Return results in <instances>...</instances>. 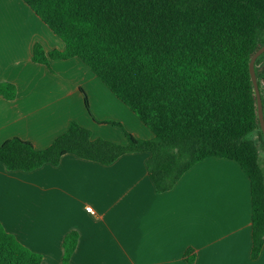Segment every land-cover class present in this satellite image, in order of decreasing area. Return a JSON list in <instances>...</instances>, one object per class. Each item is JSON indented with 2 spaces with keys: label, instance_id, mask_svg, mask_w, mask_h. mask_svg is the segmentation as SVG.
I'll use <instances>...</instances> for the list:
<instances>
[{
  "label": "crops",
  "instance_id": "0c3cea01",
  "mask_svg": "<svg viewBox=\"0 0 264 264\" xmlns=\"http://www.w3.org/2000/svg\"><path fill=\"white\" fill-rule=\"evenodd\" d=\"M37 45L65 51L23 0H0V84L16 87L14 100L0 95V145L21 138L46 149L72 121L93 140L128 145L125 131L154 137L80 59L35 63ZM149 158L127 154L103 165L66 155L31 172L0 164V223L45 264H62L73 232L70 264H264V246L252 258L251 186L238 163L205 159L158 193Z\"/></svg>",
  "mask_w": 264,
  "mask_h": 264
},
{
  "label": "trees",
  "instance_id": "16d2710c",
  "mask_svg": "<svg viewBox=\"0 0 264 264\" xmlns=\"http://www.w3.org/2000/svg\"><path fill=\"white\" fill-rule=\"evenodd\" d=\"M23 1L65 43L64 52L35 46L33 61L80 59L154 137L141 140L125 131L128 145L93 140L88 128L72 121L46 149L21 138L6 141L0 164L31 172L66 155L110 165L149 153L150 178L164 193L200 161H234L250 181L257 259L264 246V134L249 64L264 45V0ZM255 69L264 105V54ZM0 95L14 100L16 87L1 83ZM77 243L76 232L66 237L62 264H70ZM0 264L45 263L0 223Z\"/></svg>",
  "mask_w": 264,
  "mask_h": 264
},
{
  "label": "water",
  "instance_id": "95a60500",
  "mask_svg": "<svg viewBox=\"0 0 264 264\" xmlns=\"http://www.w3.org/2000/svg\"><path fill=\"white\" fill-rule=\"evenodd\" d=\"M264 54V45L261 46L255 54L252 56L250 64H249V70L255 90V95H256V100H257V112H258V118L261 126V130L264 134V105L262 101V96H261V91L259 88L258 80H257V75H256V69H255V64L257 59Z\"/></svg>",
  "mask_w": 264,
  "mask_h": 264
},
{
  "label": "rangeland",
  "instance_id": "374dc122",
  "mask_svg": "<svg viewBox=\"0 0 264 264\" xmlns=\"http://www.w3.org/2000/svg\"><path fill=\"white\" fill-rule=\"evenodd\" d=\"M50 57H48V59H49ZM261 161H262V165H263V167H264V149L262 148V150H261Z\"/></svg>",
  "mask_w": 264,
  "mask_h": 264
},
{
  "label": "built area",
  "instance_id": "2783aa9c",
  "mask_svg": "<svg viewBox=\"0 0 264 264\" xmlns=\"http://www.w3.org/2000/svg\"><path fill=\"white\" fill-rule=\"evenodd\" d=\"M86 210L92 214H94L93 208L92 207H87Z\"/></svg>",
  "mask_w": 264,
  "mask_h": 264
}]
</instances>
